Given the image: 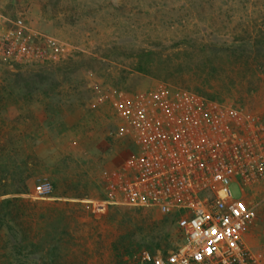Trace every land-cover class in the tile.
Instances as JSON below:
<instances>
[{"label":"rangeland","instance_id":"1","mask_svg":"<svg viewBox=\"0 0 264 264\" xmlns=\"http://www.w3.org/2000/svg\"><path fill=\"white\" fill-rule=\"evenodd\" d=\"M0 11L74 47L0 68V202L11 203L0 264H141L142 251L173 249L175 219L156 208L92 211L102 172L134 152L113 101L161 81L264 111V0H0ZM42 181L48 198L34 197ZM229 188L251 203L243 237L264 259V182Z\"/></svg>","mask_w":264,"mask_h":264},{"label":"built area","instance_id":"2","mask_svg":"<svg viewBox=\"0 0 264 264\" xmlns=\"http://www.w3.org/2000/svg\"><path fill=\"white\" fill-rule=\"evenodd\" d=\"M73 48L0 11V68L60 62ZM113 106L135 152L102 172L106 198L93 201L92 211L113 204L156 208L175 219L181 234L171 250L140 252L141 264H264L243 237L251 203L229 188L264 182V111L161 81L132 97L120 93ZM52 190L42 181L34 197L48 198Z\"/></svg>","mask_w":264,"mask_h":264},{"label":"trees","instance_id":"3","mask_svg":"<svg viewBox=\"0 0 264 264\" xmlns=\"http://www.w3.org/2000/svg\"><path fill=\"white\" fill-rule=\"evenodd\" d=\"M153 54H155V51H151V50H149V51H145L144 53L143 52H140L139 53V57H140V60H141V58L143 57V56H145V57H147V58H149V57H151ZM146 61V60H145ZM149 61H146V64H144V63H142V65H140V69H145L147 66H148V63ZM196 93H198V94H200V95H203V96H206V97H208V98H211V99H217V98H214V97H212V96H210V95H205V94H203L200 90H197L196 91ZM217 100H219V101H222V100H220V99H217ZM134 152H135V147H134ZM8 203H9V205L11 204L10 203V200H8V199H5V200H3V201H1L0 202V225H1V217L2 216H5V215H8V214H11V212H9V211H3V213H1L2 212V210L3 209H5V207L8 205ZM4 205V206H3ZM3 214V215H2ZM165 215V214H164ZM167 216V215H166ZM49 234V233H48ZM34 246H36V245H34ZM152 252H154L155 250H151Z\"/></svg>","mask_w":264,"mask_h":264}]
</instances>
